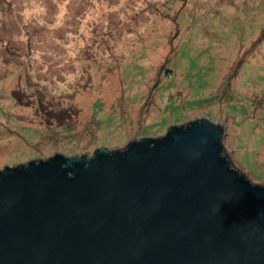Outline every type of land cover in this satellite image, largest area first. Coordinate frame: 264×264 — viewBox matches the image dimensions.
I'll list each match as a JSON object with an SVG mask.
<instances>
[{
  "label": "rangeland",
  "instance_id": "rangeland-1",
  "mask_svg": "<svg viewBox=\"0 0 264 264\" xmlns=\"http://www.w3.org/2000/svg\"><path fill=\"white\" fill-rule=\"evenodd\" d=\"M202 116L264 185V0H0V169Z\"/></svg>",
  "mask_w": 264,
  "mask_h": 264
},
{
  "label": "water",
  "instance_id": "water-1",
  "mask_svg": "<svg viewBox=\"0 0 264 264\" xmlns=\"http://www.w3.org/2000/svg\"><path fill=\"white\" fill-rule=\"evenodd\" d=\"M222 129L202 116L82 163L4 165L0 264H264V185L223 153Z\"/></svg>",
  "mask_w": 264,
  "mask_h": 264
},
{
  "label": "trees",
  "instance_id": "trees-1",
  "mask_svg": "<svg viewBox=\"0 0 264 264\" xmlns=\"http://www.w3.org/2000/svg\"><path fill=\"white\" fill-rule=\"evenodd\" d=\"M141 142H142V143H149L150 140H149V138H146V137H145V138H142V139H141ZM222 151H223V153H224V147L222 148ZM224 157H225V155H224ZM226 160L228 161V158H227V157H226ZM78 161L81 162V163L84 162V161H85V157H84V156H81V157L79 156V157H78Z\"/></svg>",
  "mask_w": 264,
  "mask_h": 264
}]
</instances>
